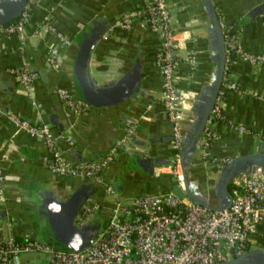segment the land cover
Instances as JSON below:
<instances>
[{
  "label": "crops",
  "instance_id": "obj_1",
  "mask_svg": "<svg viewBox=\"0 0 264 264\" xmlns=\"http://www.w3.org/2000/svg\"><path fill=\"white\" fill-rule=\"evenodd\" d=\"M144 1L41 0L30 14L24 46L16 36H0V160L5 179L4 210L16 223L13 229L3 231L4 237L18 240L29 237L36 231L32 215L39 198L52 194L65 200L83 181L53 175L52 158L43 141L16 132L8 114L47 125L55 135L67 131L74 145L61 141L57 148L73 163L104 156L123 135L125 125L133 124L136 133L130 145L143 152L144 160L154 162L152 173H147L140 164L131 163L132 155L123 151L104 170V180L116 186L119 198L125 202L137 196L169 191L172 178L162 166L170 161L171 132L162 105V80L155 65L158 38L144 24H136L130 32L110 29L117 17L143 6ZM211 1L217 15L226 22L248 19L239 30L236 23L235 31L247 52L264 55V0ZM169 4L177 39L181 42L177 54L184 57L190 50L197 53L195 71L184 64L178 70L177 88L185 98L182 113L186 134L193 120L189 112L194 99L212 79L213 51L209 23L200 0H169ZM94 20H103L109 29L92 54L91 79L98 85L118 79L135 62L141 68V92L124 104L91 107L86 114L73 119L66 116L55 93L58 88L73 90L67 60L70 46L64 45L48 27H53L72 44L75 36ZM51 49L62 59L57 70L46 68L47 51ZM19 65H28L38 73L30 92L24 91L8 73V69ZM230 75L238 91L220 89L224 119L214 125L218 139L210 146L209 160L205 162L198 153V162L188 168L192 188L211 204L218 200L216 183L221 168L235 158L256 154L264 144V64L252 67L234 59ZM224 162L219 168L218 164ZM93 185L90 198L109 205L111 201L104 197L102 188ZM248 244L249 250H264V224L249 237ZM257 260L254 258L251 262Z\"/></svg>",
  "mask_w": 264,
  "mask_h": 264
},
{
  "label": "built area",
  "instance_id": "obj_2",
  "mask_svg": "<svg viewBox=\"0 0 264 264\" xmlns=\"http://www.w3.org/2000/svg\"><path fill=\"white\" fill-rule=\"evenodd\" d=\"M40 1L28 0L21 15L0 28V36H16L21 46H24L25 28L32 10ZM218 19L225 47V67L220 89L238 91L230 75L233 60H242L257 67L264 64V55L252 54L243 48L239 33L235 31V25L241 19L234 23L226 22L220 16ZM136 24L146 25L159 41L155 65L162 80V105L171 132V166L166 171L181 187V121L185 98L177 88L180 82L178 70L184 64L195 71L197 53L190 50L184 57L177 54L181 42L177 39L169 0H145L143 6L117 17L110 29L130 32ZM48 28L64 45H71L53 27ZM47 61L51 69L57 70L62 59L56 50L51 49L47 51ZM8 73L26 92H30L38 79V73L28 65L10 68ZM55 93L67 117L77 119L91 108L73 90L58 88ZM223 107L222 94L219 92L202 134L200 154L205 162L209 160L211 144L218 139L214 125L224 119ZM7 118L16 132L43 141L52 158L50 172L53 175L86 179L100 186L104 197L111 203L107 205L89 198L82 205L74 221L76 228L87 226L101 208L107 210L108 222L104 231L97 234L85 249L76 253L56 250L30 236L20 240L4 237L3 231L13 227L12 221L5 215L0 219V264L27 263L20 260V256L27 254L41 255L43 259L39 264H220L249 251V237L264 224V181L258 174L242 175L235 179L229 187L231 204L221 211H209L187 197L178 199L171 191L141 195L125 202L104 180L103 172L117 161L123 151L129 149L136 133L133 124L125 125L123 135L103 157L73 163L64 158L57 148V143L61 141L69 146L74 145L67 131L55 135L47 125L32 123L13 114H8ZM224 164L219 163L218 167ZM5 202V179L0 160V215Z\"/></svg>",
  "mask_w": 264,
  "mask_h": 264
},
{
  "label": "water",
  "instance_id": "obj_3",
  "mask_svg": "<svg viewBox=\"0 0 264 264\" xmlns=\"http://www.w3.org/2000/svg\"><path fill=\"white\" fill-rule=\"evenodd\" d=\"M27 1L0 0V28L17 19L24 11ZM200 2L209 23L208 31L211 36L214 71L210 84L204 87L194 99L189 112V117L193 120L186 134L183 131V119L181 121L183 136L180 153L182 185L178 187L177 182L172 179L168 190L178 199L187 197L209 211H221L229 208L231 204L232 197L229 193V187L235 179L242 175L258 174L264 181V144L261 145L256 154L235 158L221 168L216 183L218 200L215 204L209 203L192 188L189 182L188 168L199 160L196 155L200 153L203 130L219 95L225 67L224 39L215 6L211 0H200ZM254 13L257 12L254 11ZM247 21V18L239 21L236 29L239 30ZM108 29L109 26L103 20H94L75 36L72 43L74 55L70 61L68 74L71 78L73 91L80 100L92 108L115 107L134 99L141 92L142 73L139 64L135 62L118 79H110L101 85L91 79L90 62L92 54ZM46 68L51 69L49 63L46 64ZM126 122H129V119H126ZM126 153L132 155L131 163L140 164L147 173H152L154 162L151 159L144 160L142 151H138L130 145ZM80 162L82 161H76V163ZM170 166L171 163L168 161L162 168L167 169ZM90 197L89 188L78 186L62 201L52 194L39 198V204L33 211V220H41L43 227L40 232H33L30 238L44 242L56 250L69 253H76L85 249L91 243V232L87 226L76 228L74 221L82 205ZM5 215L6 211L3 210L0 217L3 219ZM254 258L258 260L251 262V259ZM220 264H264V250H249L238 258Z\"/></svg>",
  "mask_w": 264,
  "mask_h": 264
},
{
  "label": "trees",
  "instance_id": "obj_4",
  "mask_svg": "<svg viewBox=\"0 0 264 264\" xmlns=\"http://www.w3.org/2000/svg\"><path fill=\"white\" fill-rule=\"evenodd\" d=\"M73 55H74V46L71 44L70 45V54L67 55V60L71 61L73 58ZM93 184H92V182H90L86 179H83L82 183L79 186H85V187L89 188L91 191L92 188H95V185H93ZM109 185H111L116 190V192L118 193L116 186H114L113 184H109ZM98 193L99 192L97 191V194ZM91 196H92V194H91ZM37 222L40 223L42 221L38 220ZM37 222H36V224H37ZM107 222H108V212L106 209L101 208L94 215V217L90 220V222L87 225V227L89 228V230L91 232V241L95 238V236L97 234H99L100 232H102L106 229Z\"/></svg>",
  "mask_w": 264,
  "mask_h": 264
},
{
  "label": "rangeland",
  "instance_id": "obj_5",
  "mask_svg": "<svg viewBox=\"0 0 264 264\" xmlns=\"http://www.w3.org/2000/svg\"><path fill=\"white\" fill-rule=\"evenodd\" d=\"M12 224H13V228H14V225L16 223H14V221H12ZM42 259H43V257L41 255H35V254H27V255L20 256V260L22 262L28 261L27 264H39L42 261Z\"/></svg>",
  "mask_w": 264,
  "mask_h": 264
},
{
  "label": "flooded vegetation",
  "instance_id": "obj_6",
  "mask_svg": "<svg viewBox=\"0 0 264 264\" xmlns=\"http://www.w3.org/2000/svg\"><path fill=\"white\" fill-rule=\"evenodd\" d=\"M32 218H34V212H33ZM36 222H37V221L33 220V224H34L35 227H36V232L38 233V232H40V230H41L42 227H43V222H40V223L37 222V224H36Z\"/></svg>",
  "mask_w": 264,
  "mask_h": 264
}]
</instances>
